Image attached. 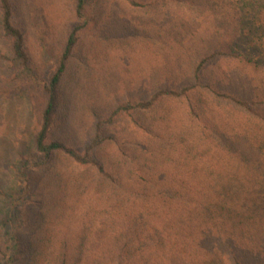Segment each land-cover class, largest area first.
I'll return each instance as SVG.
<instances>
[{"label": "trees", "instance_id": "1", "mask_svg": "<svg viewBox=\"0 0 264 264\" xmlns=\"http://www.w3.org/2000/svg\"><path fill=\"white\" fill-rule=\"evenodd\" d=\"M120 1L132 10L158 11V0ZM201 1L220 8V22L230 6L241 12L231 34L206 28L200 39L194 27L179 36L173 20L157 27L154 21V29H143L146 37L156 41L170 33L176 39L169 67L102 112L97 102L89 105L83 119L90 122L85 130L90 136L74 147L50 139L49 132L67 64L94 22L91 4L72 0L73 20L53 72L43 81L31 67L10 0H0L10 76L41 102L39 109L32 104L37 127L28 151L17 159L13 185L0 191V264H15L24 251L18 234L32 220L29 171L57 154L106 182L81 184L80 194L89 196L77 199L80 208L67 207L48 219L28 264H264V0L255 6L257 0L246 6L248 0ZM240 26L244 47L254 46L252 58L245 48L244 54L236 51ZM150 114L154 126L143 120ZM171 118L175 124L165 126ZM118 122L130 135L158 134L155 155L124 153L120 136L110 133ZM109 142L124 158L117 171L109 164L117 176L95 157ZM66 182L68 187L79 181Z\"/></svg>", "mask_w": 264, "mask_h": 264}, {"label": "rangeland", "instance_id": "2", "mask_svg": "<svg viewBox=\"0 0 264 264\" xmlns=\"http://www.w3.org/2000/svg\"><path fill=\"white\" fill-rule=\"evenodd\" d=\"M10 2L13 22L23 34L31 67L41 80L46 81L53 72L64 44L66 29L73 20L72 0ZM158 2V11L154 12V8L132 10L120 0H88L94 22L90 29L80 35L78 45L61 79L58 106L49 132L50 139L79 147L90 136V132H85L90 122L83 119L88 116L86 111L89 105L97 102L101 105L98 111L102 112L110 107L114 100L117 102L134 94L137 89L135 87L140 85L143 79L146 78L147 81L151 77L159 78L162 71L169 67L171 47L176 39L170 33L156 41L146 37L143 29H147V32L154 29L151 28V24L155 25L154 21L157 22V27L164 23V19L173 20L174 27L180 32L179 36L193 32L191 28L195 27L197 34H200L198 38L202 39V36L207 34L206 28H217V35L222 31L231 34L232 28L236 27V16L241 14L230 6L229 9L223 10L220 22V8H211L201 0ZM249 2L250 0L245 1L244 6ZM257 3L258 0L256 3L254 1L252 6ZM223 18L228 23L224 22ZM237 31L236 51L244 54V30L240 26ZM217 37L215 35V38ZM245 49L249 58H252L254 46L249 45ZM7 57L8 47L0 30V191L3 192L12 187L17 159L28 151L37 127L32 104L36 109L41 107L37 97L27 95L23 91L25 87L10 76ZM214 65L212 70L216 71ZM239 68L242 67L239 65ZM174 115L181 118L182 112L176 108ZM143 120L154 126V114L146 116ZM173 124L175 123L171 118L165 126L172 127ZM110 133L120 136V139L116 140L124 142L121 148L126 154L132 151L137 156V151L143 150L147 155L153 156L160 146L161 137L158 134L130 135L124 130V122H118L111 128ZM132 153L129 154L130 157ZM95 157L115 176V170L121 168L119 162L124 161L120 150L112 142L101 148ZM29 173L32 176V194L27 207L32 220L30 219L27 227L18 234L24 251L15 264H28V256L40 245L42 230L48 219L55 218L61 211L66 213L67 207L82 206V202L78 200L89 196L87 191L80 194L82 183L91 188L94 187L93 184L103 183V179L93 169H79L61 154H57L43 168L30 170ZM120 175L122 176V173ZM66 179L69 182H79L69 183L67 187ZM1 210L0 198V212Z\"/></svg>", "mask_w": 264, "mask_h": 264}]
</instances>
